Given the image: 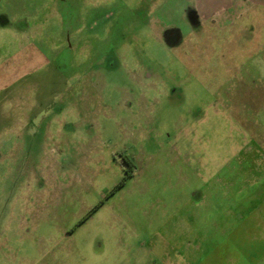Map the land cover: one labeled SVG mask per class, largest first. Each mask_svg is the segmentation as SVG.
<instances>
[{"label":"rangeland","instance_id":"374dc122","mask_svg":"<svg viewBox=\"0 0 264 264\" xmlns=\"http://www.w3.org/2000/svg\"><path fill=\"white\" fill-rule=\"evenodd\" d=\"M0 16V128L24 116L0 131V264L246 253L264 0H0Z\"/></svg>","mask_w":264,"mask_h":264},{"label":"crops","instance_id":"0c3cea01","mask_svg":"<svg viewBox=\"0 0 264 264\" xmlns=\"http://www.w3.org/2000/svg\"><path fill=\"white\" fill-rule=\"evenodd\" d=\"M9 24V18L5 16H0V25ZM12 77V74H8ZM10 79V78H9ZM3 81H6L3 79ZM8 82V81H7ZM13 115H20L14 119L6 118L4 123H1L2 128L0 131L7 130L10 127L14 130H20L23 126L20 121H24V116L22 112H17L16 110L11 112ZM6 121V122H5ZM12 122V123H8ZM16 121V123H15ZM19 122V123H18ZM11 129V128H10ZM264 193V192H262ZM249 212L253 211L256 213L250 214L248 216V221L244 224L246 239L249 242V248L245 254H227L228 264H264V205L250 204ZM258 212V213H257ZM245 218V216H244ZM203 258V257H202ZM213 264V258H212Z\"/></svg>","mask_w":264,"mask_h":264}]
</instances>
